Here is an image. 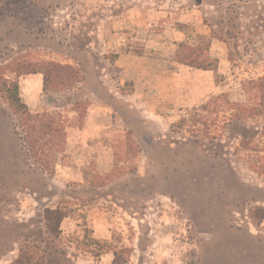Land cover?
Returning <instances> with one entry per match:
<instances>
[{
    "label": "rangeland",
    "instance_id": "1",
    "mask_svg": "<svg viewBox=\"0 0 264 264\" xmlns=\"http://www.w3.org/2000/svg\"><path fill=\"white\" fill-rule=\"evenodd\" d=\"M261 79L264 0H0V264H264ZM15 83L65 132L42 160Z\"/></svg>",
    "mask_w": 264,
    "mask_h": 264
},
{
    "label": "trees",
    "instance_id": "2",
    "mask_svg": "<svg viewBox=\"0 0 264 264\" xmlns=\"http://www.w3.org/2000/svg\"><path fill=\"white\" fill-rule=\"evenodd\" d=\"M196 66L199 69L208 70L203 63L198 62ZM42 73L44 75L43 88L44 90L50 89H70L73 88L78 82H80L79 71L60 64H44L39 70L34 69L29 74ZM254 88L251 90L254 92L262 93V103H264V79H261L258 83H252ZM251 84V85H252ZM2 95H6L4 99L9 101L10 106L20 116L23 124L26 126L28 134L35 140L31 142V152L38 160H42L44 156V148L52 144V139L57 135L65 133L59 126L57 120L49 114H33L29 110L27 104H25L19 95V86L17 83L13 84V87L5 90H1ZM263 105V104H262ZM255 115L260 114L259 110H255ZM46 225L51 234L56 235L61 223L63 222L65 215L59 209L46 210ZM12 264H46L45 252L40 250L35 245L28 244L24 248L20 249L18 258ZM113 264H117L116 259Z\"/></svg>",
    "mask_w": 264,
    "mask_h": 264
},
{
    "label": "crops",
    "instance_id": "3",
    "mask_svg": "<svg viewBox=\"0 0 264 264\" xmlns=\"http://www.w3.org/2000/svg\"><path fill=\"white\" fill-rule=\"evenodd\" d=\"M35 87H36L37 89H39V88H40L39 81H36V85H35Z\"/></svg>",
    "mask_w": 264,
    "mask_h": 264
}]
</instances>
